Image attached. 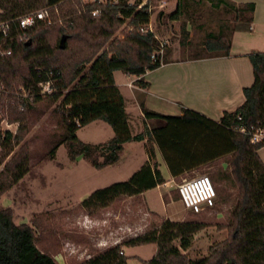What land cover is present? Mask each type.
<instances>
[{"label": "trees", "instance_id": "trees-1", "mask_svg": "<svg viewBox=\"0 0 264 264\" xmlns=\"http://www.w3.org/2000/svg\"><path fill=\"white\" fill-rule=\"evenodd\" d=\"M62 1L0 0V9L13 16H22L37 11L40 6L52 7ZM106 1L104 6L87 5L89 12L100 9V15L97 18L89 16L83 25L72 26L70 31L60 30L61 37L55 44L48 41L49 28L44 21L26 29L11 25L6 36L0 35L3 53L0 55V82L6 86L13 81L19 83L31 98L22 103L26 107L43 100L53 104L58 102L54 111L59 114L61 133L51 145L48 158L54 159L57 149L64 146L69 161L76 162L81 158L94 169L101 170L119 161L125 143L143 141L148 135V162L127 181L93 191L81 202L86 210L105 208L120 197H136L165 183L157 164L152 163L155 159L150 145L152 137L173 176L226 158L224 176L236 188L237 194L227 223L221 226L229 231L228 237L214 246L208 258L190 261L181 253L190 247L193 235L205 224L165 220L158 229L116 244L83 264H127L128 258L122 248L143 245H155L156 252L150 261L142 264H264V162L258 155V150L264 147V139L253 144L249 135L254 129L264 132V52L248 56L253 84L243 88L245 101L233 112H225L218 121H212L185 108L175 117L144 111L146 118L163 119L166 125L132 136L124 99L115 85L113 73L122 71L138 77L171 60L167 54L151 58L158 51L159 43L151 31L140 30L149 24L148 2L139 7L143 0L133 4L128 0ZM179 3L168 16L169 20H179ZM220 5L233 12V23H251L253 3L233 6L225 0H217L215 6ZM124 24L129 31L101 51ZM236 29L233 25L229 35L225 28L218 34H209L205 45L209 54L197 57L227 56L230 37ZM81 32L87 37L82 43L83 56L66 72L59 58L68 52V41L79 38ZM62 37L65 40L60 48ZM49 81L51 93L43 94L40 85ZM94 121L106 123L113 130V137L100 144L80 141L76 135L78 129ZM240 128L246 132H240ZM25 133V125L20 126L17 136L9 131L0 133V148L6 149L5 154L0 151V168ZM12 160L2 169L1 173L9 179L7 183H0V195L28 173L26 154L20 155L15 162ZM32 223V226L16 225L12 210L0 208V264H57L53 257L36 248L34 228L37 225ZM176 241L179 247L174 245Z\"/></svg>", "mask_w": 264, "mask_h": 264}, {"label": "rangeland", "instance_id": "rangeland-1", "mask_svg": "<svg viewBox=\"0 0 264 264\" xmlns=\"http://www.w3.org/2000/svg\"><path fill=\"white\" fill-rule=\"evenodd\" d=\"M136 1L128 0L130 4ZM238 1L231 0L230 4ZM259 1L258 16L264 20V0ZM146 2L151 12L146 29L155 35L159 46L163 45V55H169L170 60L208 55L205 46L208 35L218 34L223 28L228 34L229 29L236 25L238 31L250 35V24L245 21L233 23V12L224 6L215 8L217 0ZM178 2L180 18L171 21L168 16L176 10ZM93 4L104 6L107 1L63 0L52 7L40 6L38 10H48V17L44 21L49 28L48 41L55 44L61 37L60 30L70 31L72 26L83 25L89 16L97 18L100 9L89 12L86 8ZM0 12L5 11L0 9ZM128 31L127 24L120 26L101 51L107 49L114 39H122ZM85 39L87 37L81 32L79 38L68 41V52L59 58L66 72L73 62L83 56L82 43ZM28 96L15 81L10 86L0 82V133L9 131L17 136L20 126H26L22 141L13 147L0 168V183H7L9 179L4 172L1 173L5 164L12 159L15 162L23 154L27 155L28 162V173L0 195V208L12 210L16 225L32 226V222H35L36 248L53 257L57 264H83L116 244L158 229L165 220L205 224L201 231L193 235L190 247L181 250L190 261L210 257L214 246L228 237L229 231L221 226L227 223L237 190L224 176L226 171L219 164L207 165L197 174L211 178L217 196L215 205L199 214L189 212L181 204L177 191L180 181L148 190L144 195L120 197L105 208L84 209L81 202L93 191L127 181L138 163L130 161L126 144L120 160L101 170L94 169L81 158L76 162L69 161L64 146L57 149L54 159H49L48 151L61 133L59 114L54 111L58 102L53 104L43 100L26 107L22 103L31 101ZM22 118L23 121L20 120ZM76 135L84 143L100 144L110 140L114 133L106 123L95 121L78 129ZM0 151L6 153L4 148H0ZM138 151L134 155L136 160L140 157ZM164 164L167 166L166 162ZM164 164L161 169L164 177L169 179ZM197 175L187 176L186 179ZM174 245L179 247V242H174ZM124 250L122 248L123 253L130 257L128 264H142L152 259L156 247L143 245L130 248L127 252Z\"/></svg>", "mask_w": 264, "mask_h": 264}, {"label": "crops", "instance_id": "crops-1", "mask_svg": "<svg viewBox=\"0 0 264 264\" xmlns=\"http://www.w3.org/2000/svg\"><path fill=\"white\" fill-rule=\"evenodd\" d=\"M225 1L229 4L231 2V0ZM260 2L258 0H239L238 3L232 4L233 6H239L253 3L254 12L248 27L250 35H244L243 32L236 29L230 37V49L227 56L171 60L169 63L138 77L126 75L122 71L113 73L115 85L124 99L132 136L141 134L144 131L151 132L166 125L163 119L146 118L144 111L160 116L175 117L181 115L182 109L185 108L196 111L212 121H218L223 113L233 112L244 103L243 88L251 86L254 80L248 56L255 52H264V20L259 19L258 16ZM220 6H215V8H220ZM125 144L129 147L130 161H137L138 163L135 173L148 162L146 154L148 135L143 141H131ZM150 145L155 155L152 163L157 164V169L165 181L164 184L155 189H160V187L176 181L182 182L187 176L197 175L199 170L207 165L219 164L223 170L227 166L226 159L220 158L209 164L189 171H182L173 176L164 164L161 151L153 137L150 140ZM136 151L141 157H138V160L134 158ZM258 155L264 162V147L258 150ZM163 164L168 171L169 179H166L163 175L161 169ZM128 249L130 248H125L124 251L127 252ZM124 256L130 258L125 254Z\"/></svg>", "mask_w": 264, "mask_h": 264}, {"label": "built area", "instance_id": "built-area-1", "mask_svg": "<svg viewBox=\"0 0 264 264\" xmlns=\"http://www.w3.org/2000/svg\"><path fill=\"white\" fill-rule=\"evenodd\" d=\"M146 0H143L139 5L141 7L145 4ZM96 15V12H93ZM48 17L47 9H40L37 11L29 12L22 16H13L6 12H0V35L6 36L11 25L19 27L20 29H26L32 27L39 21H45ZM141 32H145L146 27H142ZM3 53L0 52V55ZM163 55V45L161 44L158 51L151 56L153 59L155 56ZM51 81L41 84L42 93H51ZM240 132L245 133V129L240 128ZM251 143L256 144L264 139V132L261 129H254L253 132H249ZM177 191L181 204L185 209L193 214H199L204 209H210L215 205L216 191L211 178L208 175H197L191 179H185L177 185Z\"/></svg>", "mask_w": 264, "mask_h": 264}, {"label": "water", "instance_id": "water-1", "mask_svg": "<svg viewBox=\"0 0 264 264\" xmlns=\"http://www.w3.org/2000/svg\"><path fill=\"white\" fill-rule=\"evenodd\" d=\"M64 40H65V37H62L60 40V48H63Z\"/></svg>", "mask_w": 264, "mask_h": 264}]
</instances>
